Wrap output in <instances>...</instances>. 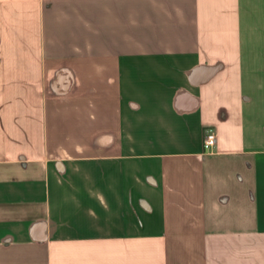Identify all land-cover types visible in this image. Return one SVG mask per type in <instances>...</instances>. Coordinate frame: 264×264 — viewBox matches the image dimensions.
Masks as SVG:
<instances>
[{
  "label": "crops",
  "instance_id": "1",
  "mask_svg": "<svg viewBox=\"0 0 264 264\" xmlns=\"http://www.w3.org/2000/svg\"><path fill=\"white\" fill-rule=\"evenodd\" d=\"M0 264H264V0H0Z\"/></svg>",
  "mask_w": 264,
  "mask_h": 264
},
{
  "label": "built area",
  "instance_id": "2",
  "mask_svg": "<svg viewBox=\"0 0 264 264\" xmlns=\"http://www.w3.org/2000/svg\"><path fill=\"white\" fill-rule=\"evenodd\" d=\"M215 144V134L212 131L206 133V136L203 139V147L207 150H210Z\"/></svg>",
  "mask_w": 264,
  "mask_h": 264
}]
</instances>
